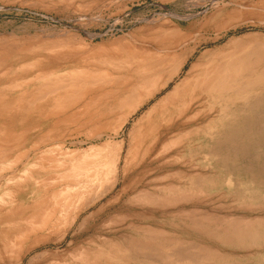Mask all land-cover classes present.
Returning <instances> with one entry per match:
<instances>
[{"label": "rangeland", "instance_id": "1", "mask_svg": "<svg viewBox=\"0 0 264 264\" xmlns=\"http://www.w3.org/2000/svg\"><path fill=\"white\" fill-rule=\"evenodd\" d=\"M225 21H231V25L226 23V26ZM215 27L227 29L218 41L220 44L230 37H241L247 42L263 40L264 0H0V58L5 59L0 65V96L13 95L15 98L21 96L20 99L25 96L23 93L26 92L27 86H23L24 81L20 82L19 78L28 77L29 74L31 76L35 74L37 76L38 73V75L45 74L50 78L53 74L71 69L70 67L88 65L93 61L99 62L106 56L131 48L136 49L140 54L145 51L151 55L155 53L161 58L170 57L180 53L179 47H173L171 50V46H178L179 42L189 35L203 36L206 30ZM203 50V47L198 49L183 64L180 76L171 81L172 83L170 82L154 100L130 118L123 130L122 139L127 138L131 126L145 111L156 100L171 91L172 87L184 77L189 64L194 62ZM166 69L164 64L162 70L165 72ZM111 86V84L106 85L101 89L102 91L100 89L84 91L81 94L84 98L77 96L72 100L71 105L59 112L53 110L52 113V109L47 108V110L42 105V107L35 106L36 108L34 107L24 116L22 114L17 117L10 114L6 119L1 116L0 212L4 214L8 209L10 214L7 213L5 218L0 219V248L7 246L18 237L20 240H25L24 237L20 238L19 233L24 236L22 232L27 227L29 229L32 227L29 226L31 221L34 225L40 224L38 219L41 221L46 216V207L50 205V209L48 208L46 212L48 214L52 209L51 205L61 200L58 198V195L59 197L61 195L58 193L59 190L64 191L65 186H72L79 176L81 178L82 168L87 167L85 163L88 164L93 156V152L89 150L93 144L86 140L92 129L91 123L87 124V119L106 105L108 96L105 95L108 94ZM28 88L31 89L30 86ZM78 97H81L79 100L81 102L78 101ZM98 97L103 98V101ZM96 98L98 100H95ZM215 114L210 113V117ZM201 122L200 126L207 123V121ZM169 137L176 136L169 135ZM175 141H177L176 145L170 149L163 152L160 149L156 151L155 155L157 152L162 153L155 159L154 154H152L153 158L152 155L142 158L135 152L128 154L125 145L123 149L127 153L122 150L119 165V169H122L126 158L128 167L123 172L127 176L125 183L119 182L107 196L82 212L71 229L64 233L65 236L63 230L60 231L57 227L45 230L42 234L32 233L26 244L30 241L36 243L37 239L33 241L31 239L39 235L40 237H37L43 236L46 245L28 254L23 259V264H141L126 258L124 252L120 253L119 241L135 238L139 242L150 241L155 245H167L170 242L166 239H170V236L216 250L220 258L213 256L214 261L218 258L219 262L225 260L222 263L226 261L232 264L264 263V244H262L264 242L258 243L260 247H257L258 244L251 245L257 249L253 247L245 250L250 245L243 246L244 249L242 247L237 249L236 245L223 243L218 236L197 229L202 226L206 230L214 231L220 227H227L228 222L238 216L239 222L256 219L263 221L264 224L262 188L257 189L245 180L233 178L208 157L204 149L203 133L195 134L190 131V135L184 134ZM26 151L27 156H25ZM14 161H18V164ZM121 189L126 190V193L116 198ZM144 192L148 197L150 194L155 195L156 200L152 201L158 206L151 203L153 197H146ZM143 196L146 199L142 198ZM112 197L118 200L115 201ZM36 213L37 215L40 213V216L43 215L42 213L45 215L41 219L40 216L37 218ZM31 217L37 219V223L31 220ZM243 217L244 221L241 220ZM213 218L219 223L218 220L226 222H221L223 225L216 222V225L214 220L209 222ZM261 218L263 220H260ZM263 224L261 223V226L260 223L255 224L251 230L264 232ZM24 225H27L26 228ZM60 235L63 237L60 238ZM43 251L48 254H42ZM52 251H55V255ZM40 256L42 258L39 259Z\"/></svg>", "mask_w": 264, "mask_h": 264}, {"label": "bare ground", "instance_id": "2", "mask_svg": "<svg viewBox=\"0 0 264 264\" xmlns=\"http://www.w3.org/2000/svg\"><path fill=\"white\" fill-rule=\"evenodd\" d=\"M226 23L230 24L231 21H225L224 24ZM221 25H223V23ZM226 31L227 29L224 27L208 29L203 36L189 35V37L183 38L178 46H171L173 43L169 40V43H171V50H173V47H179L180 49V53L170 57L161 58L155 53H153L152 56L151 53H146L145 51L140 54L135 49L139 53L137 54V52L131 48L127 51L123 50L121 53L106 56L99 62L93 61L91 64H84L80 67H77L76 65L70 67L71 69L53 75L49 73L52 75L50 78L45 74L38 75V73L37 76H35L36 74L34 76L29 74L28 77L19 78L20 82L24 81L23 86H27L26 92L23 93L25 95L23 96L24 98L22 97L20 99L21 96L15 98L13 95L0 96V118L1 116H4L6 119V116L10 114H14V116L17 115V117L22 114L24 116V114L32 111L35 106L42 107V105L45 106L46 109H52V113L53 110L59 112L64 108H67V106L72 103V100L79 95L81 96L84 91L91 89L101 90L108 84L112 85L110 90H108V94L106 93L107 95L103 93L106 97L108 96L106 105L99 111L94 112L89 119H87V124L88 122L91 123L90 125L92 129L89 137H86V140L93 144L89 149L93 152V156L90 162H87L88 164L85 163L87 167L82 165L85 167H83L85 171L82 168L83 174H80L81 178L79 176L73 184L70 182L72 186H65L64 191H61V189L59 190L60 192L58 193L62 196L60 195L59 197L58 195V198L61 200L56 201L55 199L57 204L55 203V205L53 203L52 205H55L53 207L51 205L52 209L51 211L49 210L50 212H48V214L46 212L48 211V208L50 209V205L46 207V216L42 213L44 218L40 216V213H38L39 215L36 213L37 218H39L38 216H40L41 219L43 218L41 221L38 219L40 224L34 225V222L31 221L29 222L31 224L29 226H32L30 229L28 227L26 228L27 225H24L26 229L23 230L22 233L25 235L21 236L20 233L19 235L20 238L24 237L25 240H20L18 237V239H14L13 242L9 243L7 246L0 248V264H23V259L28 254L34 252L37 248H43L46 245V241H43V236H41V238L37 237L39 235L31 239L32 241L37 239L36 243H33L35 241H30L29 244H26L32 237V233L36 234L37 232L42 234L45 230H52L57 227L60 231L63 230L64 235V233H67L71 229V226L74 225L82 212L94 206L98 201L107 196L119 182L124 184L127 176L126 173L124 174L123 172L126 170V167H128L126 158L125 161H123L124 165L122 164V166L124 167L122 169H119V165L121 162V153L122 150H124L123 148L125 145L128 148V154L135 152L138 156L146 158L147 156L151 157V155L159 149L163 152L175 146L177 142L175 140L184 134L187 135L189 133L190 135V131L195 132V134L203 133L205 137L204 149L206 150L208 157L219 164V166H221L225 172L227 171L229 175L233 176V178L235 177L237 180H245V182L250 183V185L256 186L257 189L262 188V191H264V39L261 41L247 42L241 39V37H230L223 43H218L222 34L224 32L226 33ZM177 39L175 40L178 43ZM201 47H203L204 50L200 52L194 62L189 64V68L186 70L184 77L172 87L171 91H168L159 100H156L148 110L145 111V113L143 112L144 114L142 113V117L131 126V130H129L130 132L126 135L127 138L122 139L121 136L123 130L128 124L130 118L154 100L158 94L168 87L171 81L178 78L182 73L183 64L186 63ZM164 49L166 48L164 47ZM168 49L169 48H167V50ZM154 54L156 56H154ZM72 60L73 59L71 58V61ZM3 61H5V59L3 60L0 58V65ZM164 64L167 68L165 72L162 70ZM27 80L29 81L25 82ZM20 85H22V83ZM29 86L31 89L28 88ZM29 90H31V92ZM5 97L11 98L5 99ZM81 97H78V101L81 100ZM98 99H102L103 101V98L98 97ZM98 99L96 98L95 100ZM73 107L74 105L72 104V108ZM68 110L70 109L68 108ZM212 112L216 114L213 117H210V113ZM46 114H48V112ZM76 116H79L78 113ZM201 121H207L206 125L200 126L199 124L202 123ZM192 127L194 128L190 130ZM169 135H175L176 137H169ZM119 138L120 140H118ZM33 149H35V147ZM161 153L157 152L156 155L154 154V159ZM25 156H27V151ZM71 157H73V155ZM151 158H153V155ZM17 162H15V164ZM66 164L67 163H65V165ZM75 177L76 176H74V178ZM155 179L157 178L155 177ZM27 182L29 183V181ZM125 193L126 190L121 189L116 198L122 197ZM144 196L142 198H145ZM150 196H152V194H150L149 197ZM146 197H148L147 194ZM152 197L153 198L150 201L151 203H154L152 200H156V198L154 199L155 195ZM2 198L4 199V197ZM53 198H55V196ZM116 198H114V200ZM138 199H140V197ZM187 200L188 199H186V201ZM104 205L101 206L104 207ZM155 206H158V204H155ZM103 207L101 208L103 209ZM9 212L8 209H6L4 214L0 212V219L5 218L7 213L9 215ZM212 217L210 216V218ZM207 219H209V217ZM214 219L216 218H213L212 220L210 219L209 222ZM230 219H228V221ZM239 219L240 217L238 216L235 220H231L230 222L227 221V227L221 228L219 226L220 228L214 231L206 230L202 228V226L197 229L206 234H213L216 237L218 236L221 242L236 245L237 249L238 247L244 249L245 247L243 248V246L250 245V247L245 248V250H247L255 247H252L251 245L264 242L263 230L262 232L261 230L258 231L256 229L253 231L251 230V228H254L255 224L259 225L260 223L261 226L263 221L261 222L253 219L254 221L249 220L248 222V220L245 219V222L246 220L248 222L245 223L237 221ZM243 219L244 217L241 218L242 221H244ZM31 220H34L37 223V219L31 217ZM260 220H263V218ZM218 221H220V223L214 220L215 224L216 222L219 224L226 222H222V220ZM26 223L29 224L28 222ZM208 226L210 227V225ZM59 234H61V232ZM62 237L63 236L60 235V238ZM169 238L170 239H166V241L168 240L170 242H168L169 244L167 245H155L150 243L149 240V242H139L135 238H129L126 240L122 239L119 241L118 248H120L119 250L121 254L124 252L123 255H125L126 258L129 260L132 259L135 263L141 264H232L228 261L222 263V261H225L223 259L219 262L217 259L220 258V254L218 255L216 250H212L207 246L201 244L197 245L192 242L187 243L180 239H174L171 236ZM53 241L56 242V240ZM50 243L52 242L50 241ZM257 247H260L259 244ZM45 253L48 254V252L44 251L42 254ZM41 256L43 257V255ZM41 256L39 259L42 258ZM213 256L218 257L215 258L216 261L212 260ZM44 257H46V255Z\"/></svg>", "mask_w": 264, "mask_h": 264}]
</instances>
